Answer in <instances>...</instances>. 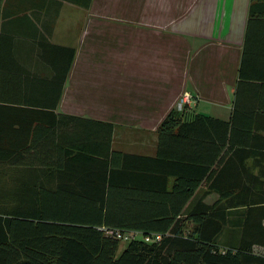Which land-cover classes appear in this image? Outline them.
Here are the masks:
<instances>
[{"label": "crops", "instance_id": "crops-1", "mask_svg": "<svg viewBox=\"0 0 264 264\" xmlns=\"http://www.w3.org/2000/svg\"><path fill=\"white\" fill-rule=\"evenodd\" d=\"M248 4L0 0V157L11 159L0 166L5 188L28 186L29 178L47 189L96 188L104 160L106 183L111 173L117 184L111 199L122 207L121 220L170 215L178 199L155 192L169 189L173 178L156 170L171 168L153 158L158 123L183 92L191 96L188 111L229 120L238 83L233 120L244 127L237 139L246 152L230 151V161L218 165L228 179L242 175L240 186L228 188L263 187L253 175L264 173V0L251 18ZM67 47L73 49L70 56ZM29 108L77 117L30 120L22 113ZM200 124L203 148L205 138L217 141V128ZM30 141L42 147L23 149ZM65 144L72 151L68 159L61 152ZM78 146L91 156L75 155ZM34 156L46 161L29 166L15 160ZM218 187L201 182L183 207L203 189ZM216 196L210 192L202 200L210 203Z\"/></svg>", "mask_w": 264, "mask_h": 264}, {"label": "trees", "instance_id": "trees-1", "mask_svg": "<svg viewBox=\"0 0 264 264\" xmlns=\"http://www.w3.org/2000/svg\"><path fill=\"white\" fill-rule=\"evenodd\" d=\"M259 3L261 0H249L247 18L259 11ZM67 50L70 56L73 49L67 47ZM238 80H241L239 73ZM238 86L239 83L229 120L191 112L183 105L181 109L170 108L158 123L153 158L166 161L171 168L156 170L164 172V177L171 174L173 178L169 189L155 192L157 196L166 193L167 197L178 199L179 204L169 212L170 215L159 216L155 221L121 220L125 218L119 214L122 207L112 204L111 199L118 192L117 184L111 173L106 183L104 160L96 174L98 186L83 190L47 189L35 184L31 178L28 186L10 190L5 188L0 171V264H264V255L252 249L254 244H264V185L259 189H245L231 188L233 185L230 184L228 188L229 183L240 186L242 175L236 173L228 179L230 176L225 174L224 166L218 165L230 161L231 158L226 156L230 151L246 152L237 139L244 127L233 120L239 111L235 108V102L239 101ZM22 113L23 116L27 113L30 120L77 117L32 108L23 109ZM209 121L216 125L217 141L209 136L204 139L207 144H201V148L199 141L203 139L197 131L203 125L200 123L209 124ZM103 144L107 149L109 141ZM40 147V142L33 141L27 147L22 146L33 150ZM17 148H21L20 145ZM201 149L208 150L203 152ZM73 151L82 156H91L92 152L82 146ZM3 152L4 146L0 145V154ZM61 152L64 159L71 158L68 155L72 151L67 144ZM43 159L34 156L15 160L31 166ZM5 160L11 159L0 157V166ZM66 178L71 177L67 175ZM217 179L220 184L215 182ZM253 181L264 183V173L253 175ZM201 182L221 187L203 189L184 208V202ZM210 192L217 196L206 203L202 196ZM78 196L87 199L78 200ZM76 201L91 204H74ZM145 211L148 212L147 207ZM102 226L160 231L162 236L151 243L139 239L121 241L105 234ZM120 242L123 245L118 251Z\"/></svg>", "mask_w": 264, "mask_h": 264}, {"label": "built area", "instance_id": "built-area-1", "mask_svg": "<svg viewBox=\"0 0 264 264\" xmlns=\"http://www.w3.org/2000/svg\"><path fill=\"white\" fill-rule=\"evenodd\" d=\"M191 96L188 92H183L178 99L176 100L173 107L176 109H181L183 105L190 102ZM103 229L104 233L107 235H110L116 239H119L121 241H129V240H143V241H150V242H157L162 234L160 231H142L138 229H119L114 227H100Z\"/></svg>", "mask_w": 264, "mask_h": 264}, {"label": "rangeland", "instance_id": "rangeland-1", "mask_svg": "<svg viewBox=\"0 0 264 264\" xmlns=\"http://www.w3.org/2000/svg\"><path fill=\"white\" fill-rule=\"evenodd\" d=\"M230 216H231V215H230ZM143 242L151 243L150 241H143ZM119 245H120V246L123 245V242H120ZM252 249H253L254 252H256V253H260V254H263V255H264V249H263V248H261V247H259V246H257V245H253V246H252Z\"/></svg>", "mask_w": 264, "mask_h": 264}]
</instances>
